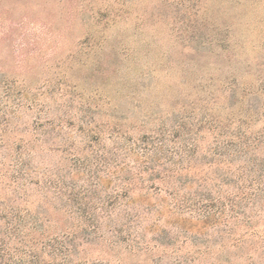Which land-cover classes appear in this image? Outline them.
I'll return each mask as SVG.
<instances>
[{
  "label": "rangeland",
  "instance_id": "obj_1",
  "mask_svg": "<svg viewBox=\"0 0 264 264\" xmlns=\"http://www.w3.org/2000/svg\"><path fill=\"white\" fill-rule=\"evenodd\" d=\"M238 97L264 111V0H0V158L21 145L52 173L93 170L97 155L114 160L181 119L240 112ZM251 223L198 237L171 227L160 240L139 227L142 252L100 241L80 256L264 264V214Z\"/></svg>",
  "mask_w": 264,
  "mask_h": 264
},
{
  "label": "trees",
  "instance_id": "obj_2",
  "mask_svg": "<svg viewBox=\"0 0 264 264\" xmlns=\"http://www.w3.org/2000/svg\"><path fill=\"white\" fill-rule=\"evenodd\" d=\"M238 103V113L205 112L170 131L143 134L114 160L101 153L93 170L74 163L73 176L42 168L21 145L13 155L4 151L0 264H111L80 253L100 241L131 242L130 254L142 252L139 227L157 240L171 227L196 237L220 226L249 228L264 214V111L242 97L230 109ZM91 123L82 131L94 137ZM168 240L174 246L176 239Z\"/></svg>",
  "mask_w": 264,
  "mask_h": 264
}]
</instances>
